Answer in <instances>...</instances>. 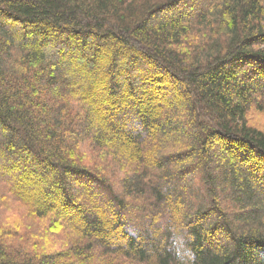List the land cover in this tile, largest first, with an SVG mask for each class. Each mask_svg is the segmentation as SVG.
I'll list each match as a JSON object with an SVG mask.
<instances>
[{"label":"trees","instance_id":"1","mask_svg":"<svg viewBox=\"0 0 264 264\" xmlns=\"http://www.w3.org/2000/svg\"><path fill=\"white\" fill-rule=\"evenodd\" d=\"M264 0H0V264H264Z\"/></svg>","mask_w":264,"mask_h":264},{"label":"rangeland","instance_id":"2","mask_svg":"<svg viewBox=\"0 0 264 264\" xmlns=\"http://www.w3.org/2000/svg\"><path fill=\"white\" fill-rule=\"evenodd\" d=\"M251 123L257 128L264 129V114H255L252 116ZM0 206L4 207L2 204Z\"/></svg>","mask_w":264,"mask_h":264}]
</instances>
